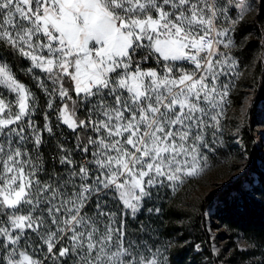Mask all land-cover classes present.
<instances>
[{"label": "snow or ice", "instance_id": "1", "mask_svg": "<svg viewBox=\"0 0 264 264\" xmlns=\"http://www.w3.org/2000/svg\"><path fill=\"white\" fill-rule=\"evenodd\" d=\"M254 11L0 0V264H173L156 201L216 149Z\"/></svg>", "mask_w": 264, "mask_h": 264}, {"label": "rangeland", "instance_id": "2", "mask_svg": "<svg viewBox=\"0 0 264 264\" xmlns=\"http://www.w3.org/2000/svg\"><path fill=\"white\" fill-rule=\"evenodd\" d=\"M258 13L255 11L247 16L246 21L240 26V30L234 34L237 46L232 49L238 61L236 86L231 90L230 105L226 106L225 116L222 119L224 126L223 135L218 141L215 150L208 153L207 166L204 171L195 177L188 178L175 190L165 189L161 198L156 201L162 211L159 216L164 217V206L177 203L182 217L178 222L179 231L176 234L164 233L158 220L157 227L153 231V238H159L163 244H169L170 258L172 257L174 245H180L188 254V259L195 264L207 262L208 257L203 251V241L199 229L189 226L187 219L196 215L200 202L209 194L220 189L230 181L243 176L248 156L242 145V138L248 124L250 111L253 110V98L258 88L259 81L264 76V40L255 32L254 20ZM247 28V29H246ZM257 41L251 43V39ZM259 113L255 121L254 129L259 138L257 147L264 155V102L257 104ZM238 130V131H237ZM257 184V175L252 173ZM244 178V177H243ZM245 190L251 191L252 186L245 178L243 181ZM215 208L206 210L209 231L212 237V247L216 256L220 257L221 264H249V261L259 259V255L252 256L253 245L246 240L242 233H236L218 223L214 217ZM163 220V219H162ZM165 220V217H164ZM167 221V219H166ZM165 228V227H164ZM161 232V233H160ZM199 247H196V246ZM193 253L200 254L196 259Z\"/></svg>", "mask_w": 264, "mask_h": 264}, {"label": "trees", "instance_id": "3", "mask_svg": "<svg viewBox=\"0 0 264 264\" xmlns=\"http://www.w3.org/2000/svg\"><path fill=\"white\" fill-rule=\"evenodd\" d=\"M253 27L258 35L264 34V16L258 14ZM256 41L255 38L251 39V43ZM260 101L264 102V76L259 81L255 91L253 98L255 107L250 111L248 124L242 138V145L248 156L243 176L228 182L205 197L200 202L196 215L186 220L189 226H195L199 229L198 235L201 238L198 239L201 240L198 241H203V251L208 257V261L202 262V264H221L220 257L216 256L213 251L212 237L206 215V210L213 206L216 211L214 217L219 224L236 233H242L246 240L253 245V252L256 254L259 255L261 251H264V248L257 246L259 241H264V155L260 153L257 147L259 135L254 129L255 121L259 117L257 104ZM252 173L257 175V184H254L255 178ZM245 178L252 186L251 191L245 190L243 185ZM164 211L165 220L162 216L157 218L163 222L161 229L164 233L176 234L179 231L178 222L183 212L179 210L177 203L164 206ZM156 225H153V231L157 227ZM198 255L200 256L198 253H193L192 256L196 259ZM171 259L173 264H195L188 259V254L179 244L174 245Z\"/></svg>", "mask_w": 264, "mask_h": 264}]
</instances>
